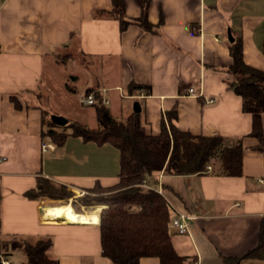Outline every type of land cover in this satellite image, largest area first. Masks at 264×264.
Here are the masks:
<instances>
[{
	"label": "crops",
	"instance_id": "crops-1",
	"mask_svg": "<svg viewBox=\"0 0 264 264\" xmlns=\"http://www.w3.org/2000/svg\"><path fill=\"white\" fill-rule=\"evenodd\" d=\"M120 1L123 18L136 20L138 2ZM110 9L111 0H0V260L22 264L21 241L49 238L57 264H113L99 253L97 214L78 213L79 221L46 217V198L24 195L36 178L68 192L117 181L118 153L110 145L74 136L57 145L40 133L50 115L64 117L47 109L66 91L75 93L76 114L66 123L96 129L94 106L78 102L87 88L96 89L117 120L137 103L148 134H157L174 110L170 123L180 131L228 143L240 139L239 176L218 174L213 163L208 173H159L145 181L165 199L169 220L190 216L185 234L168 227L176 254L189 264L242 256L255 246L264 218V182H257L264 158L252 148L250 115L229 86L226 31L240 39L243 62L264 70V0H148V30L131 22L121 31L107 16ZM80 76L79 90L66 85ZM188 87L193 95L186 94ZM9 97L19 101L18 109ZM47 142L53 148L42 152L40 144ZM139 264L158 261L143 257Z\"/></svg>",
	"mask_w": 264,
	"mask_h": 264
},
{
	"label": "trees",
	"instance_id": "trees-1",
	"mask_svg": "<svg viewBox=\"0 0 264 264\" xmlns=\"http://www.w3.org/2000/svg\"><path fill=\"white\" fill-rule=\"evenodd\" d=\"M140 14L136 20L123 18L122 2L111 0L107 16L115 18L122 31L129 23L146 24L148 0H136ZM230 63L225 72L230 77L229 86L240 98L241 110L250 115L251 124L248 136L255 140L252 147L264 158V70H258L242 60L241 42L232 37L227 44ZM264 57V41L262 44ZM133 85L130 84L129 87ZM94 98L96 129L84 125L66 123L59 127L47 120V127L41 129V136L54 144H61L66 136L80 137L95 145L108 144L118 153L117 181L108 187L95 188L92 197H81L78 203L100 204L98 212V240L100 256L113 264H139L143 257H154L158 264H189L187 257L175 253L168 233L169 209L161 194L154 190L139 187L147 177L164 175H192L205 173V167L213 163L216 173L224 176L241 174L242 146L240 139L228 143L219 136L192 135L178 130L170 120L175 117L171 110L166 115V124L160 122L159 132L148 134L140 125L138 113L131 112L125 119L112 118L94 88H87L83 95ZM9 101L15 108L20 103L14 97ZM65 128L69 131L66 132ZM146 182V181H145ZM25 196L63 202L70 197L63 185L47 179L36 178L35 187L24 193ZM74 211L77 208L70 204ZM59 206V205H58ZM78 213V212H77ZM49 238L37 239L32 243L21 241V252L25 257L22 264H57L50 256ZM264 262V218L258 225L256 244L240 257H222V264H243Z\"/></svg>",
	"mask_w": 264,
	"mask_h": 264
},
{
	"label": "rangeland",
	"instance_id": "rangeland-1",
	"mask_svg": "<svg viewBox=\"0 0 264 264\" xmlns=\"http://www.w3.org/2000/svg\"><path fill=\"white\" fill-rule=\"evenodd\" d=\"M79 78L80 80L76 82L75 84L73 82L66 81V85H68L70 89L79 90V88L82 86L83 77L80 76ZM58 84L59 82L57 83V86ZM48 107L49 109L47 110L53 109V111H55L59 115L62 114L64 116L63 118L67 119L68 121H72V119H75V116H76L75 114V93L73 94L69 91L62 92V95H59L58 93L57 95L54 96V98L52 99V103H50ZM50 114L51 113H49V115ZM65 129H68V128H65ZM97 187H100V186L95 185L89 189L73 190L71 192H68L67 189L65 188L66 191L70 193V197L66 199V203L71 204L73 202L74 206L77 208L76 212L78 213L85 214L84 212H86V213H95L98 215L100 208H102L100 204L90 203L88 205H82L77 202L78 199L81 197L94 196L95 195L94 190ZM43 202H44L43 206H46V205L47 206H58L60 204H63V202H60L59 200H50V199L43 200ZM95 206H100V207H95Z\"/></svg>",
	"mask_w": 264,
	"mask_h": 264
},
{
	"label": "built area",
	"instance_id": "built-area-1",
	"mask_svg": "<svg viewBox=\"0 0 264 264\" xmlns=\"http://www.w3.org/2000/svg\"><path fill=\"white\" fill-rule=\"evenodd\" d=\"M186 94L189 95H193V91L191 87H188L186 89ZM142 92L140 93V96H142ZM78 102L80 105L82 106H92L95 102H94V98L92 96V94H87V95H81L78 97ZM100 104L101 105H106L107 101L105 99H100ZM53 145L52 143H41L40 144V149L42 152L48 150V149H52ZM205 173H208L210 171V166H206L205 167ZM257 182L262 183L264 182V177L261 179H257ZM139 187L142 188L143 190H152L145 181H142L139 184ZM74 197V196H73ZM76 197V196H75ZM190 218V216H187L183 213H178L176 214L175 217L170 218L169 222H168V227L176 234H185V232L187 231V220ZM0 264H7L4 260H0Z\"/></svg>",
	"mask_w": 264,
	"mask_h": 264
},
{
	"label": "bare ground",
	"instance_id": "bare-ground-1",
	"mask_svg": "<svg viewBox=\"0 0 264 264\" xmlns=\"http://www.w3.org/2000/svg\"><path fill=\"white\" fill-rule=\"evenodd\" d=\"M43 215L46 217H55L63 220L79 221L83 218L82 215L76 213L70 204L59 206H47L43 210Z\"/></svg>",
	"mask_w": 264,
	"mask_h": 264
},
{
	"label": "water",
	"instance_id": "water-1",
	"mask_svg": "<svg viewBox=\"0 0 264 264\" xmlns=\"http://www.w3.org/2000/svg\"><path fill=\"white\" fill-rule=\"evenodd\" d=\"M226 35H227L228 41H231V37H230L228 31H226ZM132 111L135 112V113L138 112V105H137V103H133V105H132ZM50 120H51V122H53L57 126H63L66 123V120L63 117H60V116H53L52 115V116H50Z\"/></svg>",
	"mask_w": 264,
	"mask_h": 264
}]
</instances>
